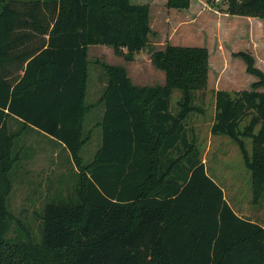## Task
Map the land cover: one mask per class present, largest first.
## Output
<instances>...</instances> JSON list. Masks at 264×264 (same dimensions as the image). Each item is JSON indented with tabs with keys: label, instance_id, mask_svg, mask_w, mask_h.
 I'll list each match as a JSON object with an SVG mask.
<instances>
[{
	"label": "trees",
	"instance_id": "obj_1",
	"mask_svg": "<svg viewBox=\"0 0 264 264\" xmlns=\"http://www.w3.org/2000/svg\"><path fill=\"white\" fill-rule=\"evenodd\" d=\"M149 3L0 0V264H264V226L231 207L188 135L190 114L201 111L195 92L207 86L208 51L171 43L158 48L150 40ZM163 3L185 9L190 0ZM225 4L226 13L264 19V0ZM98 44L125 60L145 51L164 82L136 85L123 65L103 62L104 87L87 103V52ZM237 54L256 79L249 89L214 90L209 131L238 145L258 203L264 72L249 52ZM175 88L180 98L173 112ZM96 105L102 114L84 130L85 114ZM95 127L100 144L85 162L80 150ZM28 129L63 150L73 178L65 196L58 192L43 203L38 240L5 201L20 154L30 156L16 143Z\"/></svg>",
	"mask_w": 264,
	"mask_h": 264
},
{
	"label": "rangeland",
	"instance_id": "obj_2",
	"mask_svg": "<svg viewBox=\"0 0 264 264\" xmlns=\"http://www.w3.org/2000/svg\"><path fill=\"white\" fill-rule=\"evenodd\" d=\"M131 1L150 2V40L158 48L167 43L206 47L209 54L207 86L203 91L195 92L194 104L201 111L190 114L188 135L195 136L207 172L221 184L231 207L238 214L249 216L264 226V194L258 203L253 202L250 174L238 145L226 135L211 134L209 131L214 112V90L249 89L256 79L254 74L246 71L245 62L237 52H249L254 65L264 72V19L226 13L225 0H190L189 7L185 9L167 8L163 0ZM87 58V103L94 102L104 87L103 62L123 65L136 85L164 82V72L150 63L145 51L137 52L133 60H125L116 55L112 47L98 44L88 47ZM179 98L180 90L175 88L169 99L173 112L178 109ZM102 109L101 105H96L85 114L84 130L90 129L100 118ZM8 128L16 129L15 121L9 122ZM19 137L17 147L24 154L29 152L30 156L20 154L18 164L11 172V189L5 201L14 217L20 223L29 225L38 240L37 214L43 203L56 198L58 192L66 195V190L73 185L71 167L66 170L65 155L58 147L55 151H60L59 159L57 162L51 159L50 151L55 147L38 131L24 130ZM100 139V128L95 127L80 150L85 162L92 158ZM245 142L250 150L251 140L247 138ZM14 226L12 223L11 227ZM15 233L14 230L8 231V235Z\"/></svg>",
	"mask_w": 264,
	"mask_h": 264
},
{
	"label": "crops",
	"instance_id": "obj_3",
	"mask_svg": "<svg viewBox=\"0 0 264 264\" xmlns=\"http://www.w3.org/2000/svg\"><path fill=\"white\" fill-rule=\"evenodd\" d=\"M149 10H150V7H149ZM103 111V109H102ZM102 114V113H101ZM96 122V121H95ZM52 145V143H50ZM54 147H59V146H55V145H52ZM51 153V159H53L54 162H57V160L59 159V154L57 151H55V149H53V151H50ZM65 161V160H64ZM204 161V160H203ZM59 162V161H58ZM66 163V162H65ZM52 169V168H51ZM67 170V169H66ZM247 217V216H246ZM249 217V216H248Z\"/></svg>",
	"mask_w": 264,
	"mask_h": 264
}]
</instances>
